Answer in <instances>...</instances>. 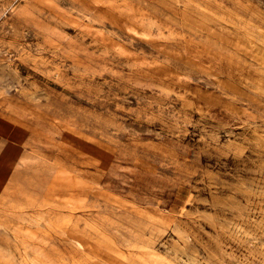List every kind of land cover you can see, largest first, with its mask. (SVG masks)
I'll list each match as a JSON object with an SVG mask.
<instances>
[{
	"label": "rangeland",
	"instance_id": "obj_1",
	"mask_svg": "<svg viewBox=\"0 0 264 264\" xmlns=\"http://www.w3.org/2000/svg\"><path fill=\"white\" fill-rule=\"evenodd\" d=\"M0 264H264V0H0Z\"/></svg>",
	"mask_w": 264,
	"mask_h": 264
}]
</instances>
